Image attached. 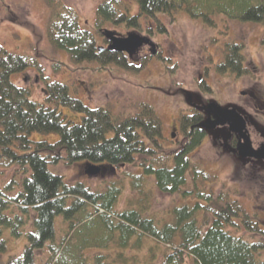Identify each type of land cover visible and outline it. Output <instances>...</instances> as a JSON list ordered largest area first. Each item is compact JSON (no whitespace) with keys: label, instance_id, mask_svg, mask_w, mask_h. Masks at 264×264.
<instances>
[{"label":"trees","instance_id":"trees-1","mask_svg":"<svg viewBox=\"0 0 264 264\" xmlns=\"http://www.w3.org/2000/svg\"><path fill=\"white\" fill-rule=\"evenodd\" d=\"M45 1L50 10L47 38L54 48L67 50L74 63L139 68L123 53L101 50L95 34L82 27L76 8L63 0ZM137 1L141 11L134 16L122 10L128 8L123 0L99 4L95 28L105 43L108 26L141 27L142 15L156 16L181 4L180 0ZM241 1L242 12L235 17L264 22V0H258V5ZM11 19L34 28L17 14ZM226 47L227 57L217 69L222 73L227 68L241 69L245 45L234 41ZM27 69H36L44 80L47 102L34 100L29 88L14 82L13 75ZM199 85L204 93H212L204 80H199ZM62 107L74 113H64ZM135 108L133 114L114 116L110 107L89 106L72 96L66 83L50 80L38 56L11 53L0 44V168L13 169L10 180L0 186V253L7 245L2 238L5 226L27 238L23 252L6 263L3 258L2 264H37L36 253L45 248L50 258L43 264H115L121 258L127 260V255L115 249L114 254L91 255L92 250L139 247L142 236L164 249L161 253L150 251L144 264H185L189 258L196 264H264L257 252L264 247V240L249 241L230 230L244 225L264 238V227L243 210L236 196L207 188L218 177L192 157L209 137V131L200 126L204 112L199 107H182L178 122L184 136L166 139L157 109L146 102ZM36 132L57 133L59 138L54 142L31 139ZM60 162L78 165L82 177L89 176L85 171L88 164L101 166V175L129 165L137 171H123L107 190L93 191L84 182L69 186L62 175L54 174L50 164ZM125 180L138 197L130 201V207L118 211L116 204L128 185ZM154 189L179 194L185 201L171 207L162 218L150 216L147 211ZM62 214L70 219L71 227L54 245L55 217ZM135 236L134 245L131 239Z\"/></svg>","mask_w":264,"mask_h":264},{"label":"rangeland","instance_id":"rangeland-1","mask_svg":"<svg viewBox=\"0 0 264 264\" xmlns=\"http://www.w3.org/2000/svg\"><path fill=\"white\" fill-rule=\"evenodd\" d=\"M63 1L78 10L82 27L91 30L99 44L105 45L103 37L95 28L97 8L103 0ZM123 1L127 3L128 8L123 7L122 10L130 16L140 13V4L137 0ZM180 2L181 4L169 12H158L156 16L142 15L139 19L141 27L125 24L108 26L121 35L129 32L147 35L157 45L155 48L160 51L158 55L151 54L149 50L143 48L139 51L137 60L130 61L136 63L139 67L137 70H126L116 65L102 66L97 62L74 63L67 50L54 48L46 35L50 10L45 0H0V44L11 53L38 56L45 75L50 80L66 83L71 95L82 99L89 106L110 107L114 116L123 112L133 114L135 107L142 102L152 104L163 120L166 139L170 138L171 132L176 133V138L182 137L179 129L173 130V127L179 125L176 119L178 111L189 106V96L195 105L206 106L212 100L224 107H235L253 118L251 111L247 110V102L240 94V90L252 89L254 84L252 80L256 78L250 80L246 79V75L219 73L217 63L220 61L221 53L226 51L229 41L246 42L245 53L252 60V67H257V78L264 88V22L235 17L242 12L241 0H180ZM250 2L258 5V0ZM204 5L208 7L204 8ZM16 14L32 23L34 28L13 22L11 17ZM104 38L109 43L105 36ZM127 57L129 59L128 55ZM203 66L207 67V71L201 80L208 79L209 85L213 88L212 93L206 94L197 86L200 73L204 72ZM13 80L17 85L29 88L34 100L47 102L45 82L36 69L16 73ZM248 101L252 102L250 98ZM61 109L64 113L67 111L74 113L70 108ZM254 124L257 133L252 136V141L256 146L264 142V115L257 117ZM58 138L57 133L36 132L32 134L31 139L54 142ZM231 139L226 126L210 131L206 142L193 152L192 157L218 177L208 183L207 188L216 193L223 191L236 196L234 198L238 199L243 210L264 227V162L242 159ZM166 141L170 143L169 140ZM50 170L54 174L62 175L69 186H77L78 182H84L93 191L96 189L105 191L112 180L123 176V171H137V168L129 165L114 171L108 170L104 175L92 178L82 177L78 165L64 162L50 164ZM12 173V168H0V186L3 187L10 180ZM125 184L128 185L123 189L116 204L118 211L130 207V201L138 197L129 182L125 180ZM148 185L153 186L152 183ZM184 201L179 194L169 195L154 189V197L151 198L147 214L162 218L171 207ZM54 225L53 244L57 245L71 227V221L62 214L55 217ZM3 230L2 238L7 245L6 250L0 253L3 255L0 256V264L3 258V262L6 263L10 257L20 255L27 243L25 234L18 235L9 226H5ZM230 230L249 241L264 240L261 233L252 232L244 225L239 229L230 227ZM137 239L135 236L131 242L135 245ZM140 240L139 247L135 245L125 250L112 247L108 251L96 249L92 250L91 255L95 252L114 254L115 250H118L120 254L127 255V260L121 258L116 260L115 264H144L150 251H164L162 246L158 249L155 240L149 237L142 236ZM257 252L264 260V247ZM36 257L37 264H43L50 258L46 248L38 250ZM185 264L196 263L189 258Z\"/></svg>","mask_w":264,"mask_h":264},{"label":"water","instance_id":"water-1","mask_svg":"<svg viewBox=\"0 0 264 264\" xmlns=\"http://www.w3.org/2000/svg\"><path fill=\"white\" fill-rule=\"evenodd\" d=\"M105 37L109 40L107 49L120 53H128L130 56L136 54L144 45H149L153 54L156 53V44L152 42L150 37L137 32H129L126 35L117 34L116 31L106 29ZM105 47L101 46L103 50ZM202 109L208 114L205 121L200 123L201 127L211 131L218 126H228L231 132L238 136L237 153L241 158H253L256 160H264V143L255 147L251 136L248 132L247 122L244 116L237 108L232 106H221L211 101ZM175 134L172 137L175 138ZM102 167L94 164L86 165V174L95 176L101 173Z\"/></svg>","mask_w":264,"mask_h":264},{"label":"flooded vegetation","instance_id":"flooded-vegetation-1","mask_svg":"<svg viewBox=\"0 0 264 264\" xmlns=\"http://www.w3.org/2000/svg\"><path fill=\"white\" fill-rule=\"evenodd\" d=\"M231 42H234V41H229V43H231ZM228 43V44H229ZM242 44H244L245 45V48H244V51H243V54H244V57H243V61H242V68L241 69H236L237 71H235V70H232V69H230V68H227V70H226V72H220L219 70V73H222V74H225V73H232V74H235L236 76H244V75H246V79H250V80H252V79H254V78H256V80H252V82L254 83L253 84V86H252V89H250V88H247V90H245V88H243V89H241L240 90V94L243 96V98L245 99V101L247 102V104H246V106H247V110L248 111H251V114H252V116H253V118H250V116L247 114H245V113H243L242 111H240L239 109H238V111L244 116V118H245V120H246V122H247V128H248V132H249V134H250V136H251V139L253 138L252 136L255 134V133H257V127L255 126V121H257V117H259V116H261V115H264V88L262 87V85H261V82L259 81L260 79H258L257 78V71H256V69H257V67L256 66H253L252 67V65H251V63H252V60H250L248 57H247V54L245 53V49H246V42H241ZM105 45H108V43H105ZM226 45V44H225ZM157 46V45H156ZM143 48H146L147 50H149V52H151V48H150V46L149 45H145V46H143L140 50H142ZM145 49V50H146ZM156 50H157V48H156ZM227 50V49H226ZM159 52L160 51H156V55H158L159 54ZM226 54H227V52L225 51V52H223V53H221V58H220V61H218V63H217V66L219 65V64H221L223 61H225V58L227 57L226 56ZM126 56H127V54H125ZM138 56V54L137 55H135V56H133V57H130L129 56V59L130 60H137V57ZM137 57V58H136ZM203 69H204V72H202V73H200V78H199V80H201V77L202 76H205V73H206V71H207V67L205 68L204 66H203ZM250 73H251V76L249 77V75H250ZM207 75H208V73H207ZM207 77V76H206ZM204 80V82H205V85L207 84V86H209L210 88H211V91L213 92V88H212V86H210L209 85V83H208V79L207 78H204L203 79ZM198 86V88L199 89H201V87H200V85L198 84L197 85ZM256 86H258L257 88H256ZM260 87V88H259ZM201 91H202V89H201ZM203 92V91H202ZM205 93H208L207 91L205 92ZM189 98V106L191 107H199L203 112H204V114H205V116H204V120L203 121H205L206 119H207V117H208V114L202 109V107L203 106H199V105H195V103H192V98H191V96H189L188 97ZM251 99L252 100V102H250V101H248V99ZM212 101V100H211ZM253 110V111H252ZM178 114H179V112H178ZM177 119V121H178V117L176 118ZM202 121V122H203ZM201 122V123H202ZM178 124H179V122H178ZM221 127H225V126H218V127H216L215 129H218V128H221ZM226 127H227V129H228V131H229V133H230V135H231V140H232V143H235V146H234V148L236 149L237 148V144H238V136H237V134L236 133H234V132H231L230 130H229V128H228V126L226 125ZM176 129H179V133H182V128H181V126H180V124L178 125V127H173V130H176ZM215 129H213V130H215ZM213 130H211V131H213ZM210 132V131H209ZM183 134V133H182ZM184 136V135H183ZM182 136V137H183ZM181 140H182V138H181ZM253 142V141H252ZM264 143V142H263ZM262 144V143H261ZM261 144H259V145H261ZM259 145H254L255 147H258ZM236 152H237V150H236ZM238 154V153H237ZM242 159H246V160H252V161H255V162H264V160H256V159H253V158H242Z\"/></svg>","mask_w":264,"mask_h":264}]
</instances>
